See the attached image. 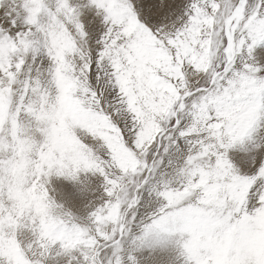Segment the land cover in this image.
<instances>
[{
  "label": "snow or ice",
  "instance_id": "6c2138e0",
  "mask_svg": "<svg viewBox=\"0 0 264 264\" xmlns=\"http://www.w3.org/2000/svg\"><path fill=\"white\" fill-rule=\"evenodd\" d=\"M262 42L264 0H0V264H138L141 214L133 251L264 264Z\"/></svg>",
  "mask_w": 264,
  "mask_h": 264
},
{
  "label": "rangeland",
  "instance_id": "374dc122",
  "mask_svg": "<svg viewBox=\"0 0 264 264\" xmlns=\"http://www.w3.org/2000/svg\"><path fill=\"white\" fill-rule=\"evenodd\" d=\"M264 44V42H262ZM257 49L259 50L261 44H258ZM80 181H84V175L81 174ZM50 182L54 191L50 190L51 196L54 200L64 206V208L71 211H76L79 208H83L89 201L94 200L98 192L99 182L95 177L89 176L88 181L81 183L79 181L66 180L63 177L52 176ZM78 206V207H77ZM148 222L143 220V214L137 218L136 223L131 226L130 235L125 236L122 240L123 255L126 257L128 251L126 249H131L133 255L136 256L138 264L143 262V264H148V261L153 259V256H158L160 258L159 264H178L175 259L176 249L168 244L164 246L162 238L157 237L156 234H149L144 239V244L133 251V245L130 243L133 236L139 237L143 233V224ZM158 240L160 242H158ZM139 243V241H137ZM174 252L172 256L168 254ZM48 264H65V260L62 257L56 258L55 261H49ZM127 264V261H125Z\"/></svg>",
  "mask_w": 264,
  "mask_h": 264
},
{
  "label": "clouds",
  "instance_id": "9594fccd",
  "mask_svg": "<svg viewBox=\"0 0 264 264\" xmlns=\"http://www.w3.org/2000/svg\"><path fill=\"white\" fill-rule=\"evenodd\" d=\"M49 190L54 191V189L52 188L51 182L49 183ZM208 196L211 199V198H213L215 196V193L212 192V191H209L208 192ZM153 202L155 203V202H158V201L155 198H153ZM5 205L9 209L12 208V203L7 201V200L5 201ZM50 211H51L52 215H55V216L58 217V216H60L62 214L63 209H61L59 207H56V208H52ZM44 227L50 230V229H54L56 227V224H55L54 221L49 220V221H47L45 223ZM15 234H16V238L22 244H30V243L34 242L35 239H36V237H35V235H34V233L32 231L26 230L23 227L17 229Z\"/></svg>",
  "mask_w": 264,
  "mask_h": 264
},
{
  "label": "bare ground",
  "instance_id": "6f19581e",
  "mask_svg": "<svg viewBox=\"0 0 264 264\" xmlns=\"http://www.w3.org/2000/svg\"><path fill=\"white\" fill-rule=\"evenodd\" d=\"M78 207V206H77ZM126 251L131 252V249H126ZM174 254V252H170L168 255L172 256ZM133 255V254H132ZM135 256V255H134ZM136 258V256H135ZM153 259L148 261V264H159L160 263V258L158 256H153ZM137 259V258H136ZM139 264H143V262L139 263Z\"/></svg>",
  "mask_w": 264,
  "mask_h": 264
}]
</instances>
